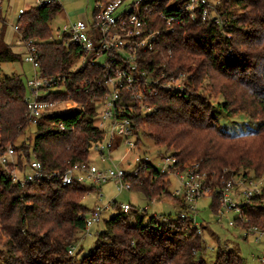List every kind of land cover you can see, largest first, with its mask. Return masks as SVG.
<instances>
[{
    "label": "trees",
    "instance_id": "obj_1",
    "mask_svg": "<svg viewBox=\"0 0 264 264\" xmlns=\"http://www.w3.org/2000/svg\"><path fill=\"white\" fill-rule=\"evenodd\" d=\"M216 1L225 27L188 19L167 31L158 22L161 38L156 53L149 56L171 70L195 64L196 88L162 90L147 99L150 112L141 114L132 105V112L123 115L136 132L146 128L154 146L165 154L170 151L180 166L192 161L200 164L213 187L211 209L215 213L218 190L229 178L264 174V0ZM161 5L158 12L165 14V4ZM61 11L58 4L30 8L17 18V24L26 38L35 41L42 73L66 77L65 88L48 92L46 98L71 100L82 109L44 117L32 125V145L26 140L17 144L31 126L24 117L25 84L18 76L0 80V146L11 144L27 160L33 156L47 174L61 173L74 164H90V149L104 139L96 126V101L104 93L105 71L98 66L72 70L78 50L65 48L52 38V23ZM13 60L10 47L1 45L0 61ZM206 79L202 93L199 86ZM217 98L221 102L214 103ZM218 112L227 117L243 114L257 121L258 129L230 135L219 127ZM136 170L138 175L125 178L132 190L150 202L171 199L179 216H152L144 222L139 213L118 211L105 222L94 249L79 260L67 257V251L76 233L85 229L89 210L83 198L94 188L76 182L62 187L50 178L20 188L0 170V235L5 238L0 264H206L201 232L191 220L181 218L186 210L169 192L168 177L144 160ZM240 211L247 220L245 226L264 231V186ZM236 221L240 225L241 220ZM215 264L245 261L235 251L221 250Z\"/></svg>",
    "mask_w": 264,
    "mask_h": 264
},
{
    "label": "built area",
    "instance_id": "obj_2",
    "mask_svg": "<svg viewBox=\"0 0 264 264\" xmlns=\"http://www.w3.org/2000/svg\"><path fill=\"white\" fill-rule=\"evenodd\" d=\"M4 1L0 0V28L5 23L2 18ZM62 1L34 0V6L31 8L38 9L58 4L63 9ZM93 3L90 15L84 12L76 22H70L62 28L63 42L61 43L65 48L78 50L79 56L74 65L79 61L77 64L79 69L85 66H98L105 71L102 82L104 93L97 102L96 118V126L104 133V139L92 148L100 162L112 163V151L119 147L116 137L131 151L136 149L137 145L134 139L136 131L132 126V121L123 118V115L128 110L132 112V105L150 112L152 109L149 106L146 108L145 102L157 94L159 87L163 88L155 79L158 75L155 70L157 64L149 58L151 54L156 53L157 44L161 38L162 31L157 23L161 22L167 31L172 30L175 25L187 22L188 19L191 22L199 21L220 27L224 24L220 16L214 14L211 16L213 8L210 0H93ZM161 4H165L164 8L167 9L165 14L158 12ZM26 11L21 10L19 16ZM13 31L19 35V44L24 49V63L33 68V77L25 85L24 117L27 122L30 125H36L48 115L71 110L61 108V105L65 106L64 100L46 98L48 92L65 88L66 77L44 75L38 60L35 41L24 36L17 20ZM100 59L104 61L101 62ZM161 66L166 67V64ZM72 104L74 105L72 109H82L76 103ZM60 109L63 110L60 111ZM58 127L63 129L62 124ZM142 160L140 157L135 158V167L128 165L130 172L121 166L100 169L90 163L70 165L61 173L56 171L47 174L35 158L25 159L22 154L15 152L11 144L5 147L0 146V170L5 172L13 185L20 188L33 183H41L50 178L57 180L62 187L70 186L75 182L91 186L94 188V193L96 185L107 182H113L119 192L131 191L132 185L125 178L127 175H138L136 167L141 164ZM161 160L163 165L159 169L156 168L160 175H165L168 179L172 176L178 181V189L172 193V196L181 201L185 207L186 211L181 213V218L191 220L196 227L189 214L196 211L193 205L199 199L212 194V185L207 182L208 178L198 162L180 166L173 156H164ZM137 185H141V182ZM263 186L264 176L255 178L252 175H240L229 178L223 188L218 190L220 207L227 211L238 212L237 220H241L242 224L239 226L246 229V237L249 233L256 234V243L264 237V231L255 226H245L247 220L242 218L240 208L247 205L252 198L260 195ZM233 192L235 199L231 198ZM98 194L97 192V198ZM89 195L91 191L88 192L87 196ZM105 209L107 208L97 206L85 215L84 232L88 233L92 226L99 223ZM121 210L127 214L131 207L122 205ZM219 213L221 214L220 211ZM229 226L234 227L235 224L229 223ZM73 251L74 247L68 249L69 254ZM260 262L264 264V257L260 259Z\"/></svg>",
    "mask_w": 264,
    "mask_h": 264
},
{
    "label": "rangeland",
    "instance_id": "obj_3",
    "mask_svg": "<svg viewBox=\"0 0 264 264\" xmlns=\"http://www.w3.org/2000/svg\"><path fill=\"white\" fill-rule=\"evenodd\" d=\"M136 1V0H131ZM93 0H63V9L61 13L52 23L53 40L57 42H63V37L61 30L66 25L76 22L80 19L84 12L88 15L92 13ZM210 5L212 6V15L220 16L217 12L216 0H210ZM34 6V0H5L2 6V18L3 26L0 28V46L8 45L10 51L15 57L13 61H0V80L5 78H10L13 76H18L21 78L23 83L26 85L29 80L33 77V68L31 65L24 63V49L19 44V35L13 31V26L19 16L21 10L26 11ZM221 17V16H220ZM223 21V26L225 27V20ZM229 38V37H228ZM99 61L103 62L104 59ZM78 62L74 65L72 70L79 69ZM83 68V67H82ZM81 69V68H80ZM195 64L188 63L185 65L184 69L170 70L159 64L156 66V82H159V87L157 93L162 90L173 92L175 90L186 91L195 89V75H194ZM103 82V81H102ZM104 84V83H103ZM208 84V80L202 82L200 89L202 93H205V88ZM43 94V92H41ZM100 99L98 98L96 102ZM214 103L221 102L220 98L213 100ZM72 101H65V106L61 105V108L72 109L74 105ZM146 108L148 104L145 102ZM78 105V104H77ZM139 108V106H138ZM137 108V109H138ZM63 109H60L62 111ZM141 114L148 112L146 109H138ZM217 123L219 127L230 135H242L247 134L258 129L259 123L257 121L247 118L243 114H237L236 116L227 117L223 113L217 114ZM137 133V136H136ZM34 139V128L29 126L24 134L18 139L17 144L21 141L26 140L29 145H32ZM117 143L119 144L118 149L115 148L112 151L111 159L112 163L105 162L102 163L97 158L96 153L93 148L90 149V160L100 169L107 168L110 166H121L127 172H130L128 167H135L134 160L137 157L146 160L151 163L155 168H161L162 158L164 156H171V152L161 148H157L151 142L147 135V129L142 128L137 129L135 132L134 139L137 141L136 149L131 151L129 147L121 144L118 137H116ZM139 139V141H138ZM135 141V142H136ZM159 149H161L159 151ZM161 154V156L159 155ZM31 156L30 160H33ZM196 161H192L189 164H194ZM188 164V165H189ZM264 174L259 177L262 178ZM234 177H231L232 179ZM170 186L169 192L172 194L176 189H178V181L175 177H169ZM96 192L91 191V195L87 196L88 192L84 195L83 205L92 211L97 206L101 208H107L103 210L102 217L99 223L92 226L90 231L78 232L74 237V241L71 243L70 247H74L72 254L67 251V257L74 260L81 259L82 256L87 255L96 246L98 234L105 230V222L111 217L115 216L118 211L121 210L122 205H129L131 210L127 213L132 215L134 213H139L145 217L144 222L147 221L149 217H170L172 219L177 218L180 214L178 207L175 203L166 197L160 200L147 201L145 198L136 190L127 191L123 190L119 192L113 182H107L106 184L96 185ZM98 194V198L96 193ZM231 198L235 199L234 192L231 194ZM115 205V206H114ZM218 208L216 213L212 211V199L211 194L207 197L199 199L193 206L196 207L195 212H191L189 215L193 219L196 227L200 230L202 240L204 241V250L202 251L203 259L206 264H215L218 251L232 250L235 251L244 261L245 264H263L260 259L264 257V237L258 242H255L256 234L249 233L248 237L245 236L246 229L239 226L236 220L239 218V213L236 211H227L220 207L218 202ZM220 207V208H219ZM221 214L219 213V211ZM229 223H234V227H230ZM240 225H242L240 223ZM5 251V238L0 235V254Z\"/></svg>",
    "mask_w": 264,
    "mask_h": 264
},
{
    "label": "crops",
    "instance_id": "obj_4",
    "mask_svg": "<svg viewBox=\"0 0 264 264\" xmlns=\"http://www.w3.org/2000/svg\"><path fill=\"white\" fill-rule=\"evenodd\" d=\"M92 163V162H91ZM99 168V167H98Z\"/></svg>",
    "mask_w": 264,
    "mask_h": 264
}]
</instances>
